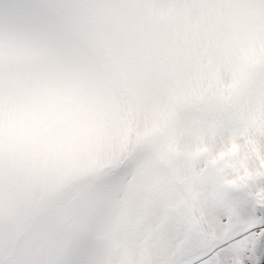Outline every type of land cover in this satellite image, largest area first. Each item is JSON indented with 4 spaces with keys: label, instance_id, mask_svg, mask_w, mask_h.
I'll list each match as a JSON object with an SVG mask.
<instances>
[{
    "label": "snow or ice",
    "instance_id": "obj_1",
    "mask_svg": "<svg viewBox=\"0 0 264 264\" xmlns=\"http://www.w3.org/2000/svg\"><path fill=\"white\" fill-rule=\"evenodd\" d=\"M0 264H264V0H0Z\"/></svg>",
    "mask_w": 264,
    "mask_h": 264
}]
</instances>
